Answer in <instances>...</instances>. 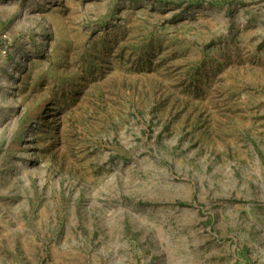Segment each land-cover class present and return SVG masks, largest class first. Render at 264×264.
<instances>
[{"label":"rangeland","instance_id":"1","mask_svg":"<svg viewBox=\"0 0 264 264\" xmlns=\"http://www.w3.org/2000/svg\"><path fill=\"white\" fill-rule=\"evenodd\" d=\"M0 264H264V0H0Z\"/></svg>","mask_w":264,"mask_h":264}]
</instances>
